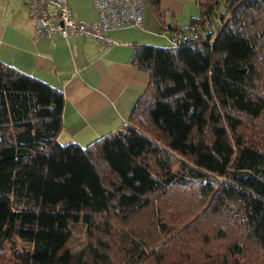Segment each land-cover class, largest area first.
I'll return each instance as SVG.
<instances>
[{
    "label": "trees",
    "instance_id": "obj_1",
    "mask_svg": "<svg viewBox=\"0 0 264 264\" xmlns=\"http://www.w3.org/2000/svg\"><path fill=\"white\" fill-rule=\"evenodd\" d=\"M195 2L85 146L58 141L62 91L0 60V264H264V0Z\"/></svg>",
    "mask_w": 264,
    "mask_h": 264
},
{
    "label": "crops",
    "instance_id": "obj_2",
    "mask_svg": "<svg viewBox=\"0 0 264 264\" xmlns=\"http://www.w3.org/2000/svg\"><path fill=\"white\" fill-rule=\"evenodd\" d=\"M69 1L75 19H98L91 0L89 9L80 11L76 10V0ZM188 2L160 0L163 20L154 12L146 13L144 7L143 27L109 31L112 44L106 46L80 35L67 39L38 35L27 17L24 0H0V60L62 91L63 129L58 139H63L61 144L76 142L85 146L121 129L129 119L149 83V75L129 62L135 46H167L162 40L166 39L164 28L186 26L177 21L185 12L189 18L196 15ZM166 16L170 21L165 20Z\"/></svg>",
    "mask_w": 264,
    "mask_h": 264
},
{
    "label": "built area",
    "instance_id": "obj_3",
    "mask_svg": "<svg viewBox=\"0 0 264 264\" xmlns=\"http://www.w3.org/2000/svg\"><path fill=\"white\" fill-rule=\"evenodd\" d=\"M24 1L27 17L36 33L45 37L59 35L67 39L72 35H80L109 46L112 44L107 36L109 31L143 27L145 0H91L98 12L97 20L75 19L69 0ZM163 36L170 44L177 45L186 40L190 32L177 33L166 26Z\"/></svg>",
    "mask_w": 264,
    "mask_h": 264
},
{
    "label": "rangeland",
    "instance_id": "obj_4",
    "mask_svg": "<svg viewBox=\"0 0 264 264\" xmlns=\"http://www.w3.org/2000/svg\"><path fill=\"white\" fill-rule=\"evenodd\" d=\"M188 1H189L188 3L192 4V6H193V7L191 6L192 10L194 11V9H196V15L195 16H197L199 14V8H198L197 4L195 3V0H188ZM88 6H89V1L88 0H76V10L80 11V9H87ZM150 8H151V6H150L149 1L145 0V12L147 13L149 11L150 14H152L153 11H152V8L151 9ZM165 20L166 21H170L169 16H166ZM189 20H190V18L188 16V13L185 12V16L180 17V19L177 20L178 21V25H188ZM166 39L165 40L162 39L163 43H165L166 45H170L169 41L168 40L166 41ZM165 44H163V45H165ZM58 141L62 142L63 139L62 138L60 140L58 139Z\"/></svg>",
    "mask_w": 264,
    "mask_h": 264
}]
</instances>
